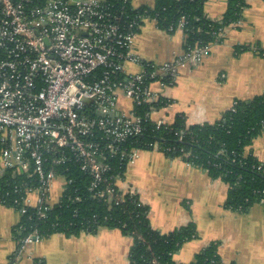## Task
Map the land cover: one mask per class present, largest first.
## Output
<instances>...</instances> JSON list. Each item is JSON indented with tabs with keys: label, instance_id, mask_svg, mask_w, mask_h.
<instances>
[{
	"label": "built area",
	"instance_id": "2783aa9c",
	"mask_svg": "<svg viewBox=\"0 0 264 264\" xmlns=\"http://www.w3.org/2000/svg\"><path fill=\"white\" fill-rule=\"evenodd\" d=\"M136 1L142 0H0V167L25 185L19 197L0 194V205L21 219H46L62 204L73 171L86 177L95 199L112 204L136 196L122 186L141 150L136 142L148 122L166 125L152 119L167 104L152 86L171 85L211 46L184 49L163 63L143 61L135 37L143 22L157 23L129 15L142 7ZM52 190H62L55 203ZM41 239L37 229L22 238L15 260Z\"/></svg>",
	"mask_w": 264,
	"mask_h": 264
},
{
	"label": "crops",
	"instance_id": "0c3cea01",
	"mask_svg": "<svg viewBox=\"0 0 264 264\" xmlns=\"http://www.w3.org/2000/svg\"><path fill=\"white\" fill-rule=\"evenodd\" d=\"M139 4L151 2L136 1ZM245 4L241 19L220 32L208 57L181 68L171 85L153 84L167 103L153 113V121L172 124L181 116L188 126L213 123L234 101L264 94V55L258 52L264 51V0H245ZM226 8L227 0H207L204 13L217 22ZM146 22L134 40V50L143 61L163 63L183 53L182 30L168 33L152 20ZM239 47L247 49L238 52ZM246 154L264 166V133L254 139ZM3 174L0 167V176ZM122 186L147 207L152 229L166 234L195 226L197 236L174 255L176 263H192L198 253L215 243L223 264H264V204H254L245 212L226 208V184L210 179L205 170L156 149L138 150L126 167ZM61 194L62 190H52L51 202H57ZM29 200L34 203L35 196ZM20 221L18 212L0 205V264H31L34 259L44 264H128L132 239L107 227L77 237L54 233L27 245L15 260Z\"/></svg>",
	"mask_w": 264,
	"mask_h": 264
},
{
	"label": "trees",
	"instance_id": "16d2710c",
	"mask_svg": "<svg viewBox=\"0 0 264 264\" xmlns=\"http://www.w3.org/2000/svg\"><path fill=\"white\" fill-rule=\"evenodd\" d=\"M206 1L152 0L151 5L144 4L139 11H128L130 16L139 13L155 19L157 27L163 31L172 27L170 33L183 19L186 23L183 29L184 49L188 50L219 41L220 32L237 23L246 6L245 0H227L225 14L220 21L214 22L204 13ZM246 49L239 47L237 51ZM258 52L264 55V51ZM232 107L234 111H226L213 123L188 126L184 118L178 116L172 124L156 129L153 123L148 122L135 146L141 150H152L157 143L159 151L167 157L182 158L191 166L205 170L210 179H220L226 184L225 207L245 212L264 200V166L252 154H246L254 139L264 133V94L250 100L234 101ZM73 176L71 187L63 192L62 204L54 206L46 219L22 217L17 229L19 240L34 229L46 238L54 233L77 237L81 233H94L100 227H107L119 229L132 239L128 264H178L174 255L185 242L197 236L193 224L166 234L160 233L150 226L148 209L136 196L126 195L122 201L109 204L106 200L93 198L87 190L84 175L73 171ZM22 180V176L12 177L9 171L5 172L0 176V188L6 190H0V194L7 193L9 198L23 195L25 185ZM14 185H18L19 190H11ZM31 264L44 262L34 259ZM190 264H223L217 244L204 248Z\"/></svg>",
	"mask_w": 264,
	"mask_h": 264
},
{
	"label": "rangeland",
	"instance_id": "374dc122",
	"mask_svg": "<svg viewBox=\"0 0 264 264\" xmlns=\"http://www.w3.org/2000/svg\"><path fill=\"white\" fill-rule=\"evenodd\" d=\"M147 21H148V20H147ZM145 22H146V21H145ZM145 22H143V25H144ZM146 23H147V22H146ZM147 24H148V23H147ZM143 25H142V26H143ZM59 181H61V180H59ZM57 185H58V187L60 186L58 183H57Z\"/></svg>",
	"mask_w": 264,
	"mask_h": 264
}]
</instances>
